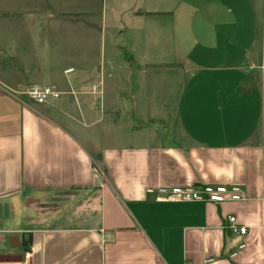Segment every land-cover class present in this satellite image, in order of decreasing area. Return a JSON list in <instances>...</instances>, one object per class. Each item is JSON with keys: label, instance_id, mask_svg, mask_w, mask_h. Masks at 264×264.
Here are the masks:
<instances>
[{"label": "crops", "instance_id": "1", "mask_svg": "<svg viewBox=\"0 0 264 264\" xmlns=\"http://www.w3.org/2000/svg\"><path fill=\"white\" fill-rule=\"evenodd\" d=\"M31 1L0 0V264H264V0ZM58 21L96 29L101 59L52 71ZM205 183L244 198L156 199ZM46 189L97 203L27 224Z\"/></svg>", "mask_w": 264, "mask_h": 264}, {"label": "rangeland", "instance_id": "2", "mask_svg": "<svg viewBox=\"0 0 264 264\" xmlns=\"http://www.w3.org/2000/svg\"><path fill=\"white\" fill-rule=\"evenodd\" d=\"M29 3L34 4L30 0L25 6H32ZM98 3L99 0H42V2H40L43 7L49 6L55 10L65 11L73 8L77 9L82 6L89 7V5L91 7H96L98 6ZM51 33L56 37V40H53L52 44L47 47L46 52L42 51V56L46 54L49 58L55 59L56 65L52 68V71L55 73H63L64 69H66L72 62H81L86 59L92 62H97L101 59L98 53V46L100 45L101 37L99 38V33L96 29L83 30L81 28H69L66 26V22L58 21L56 28H53ZM26 100H28V98ZM75 191L76 190L54 191L46 189L40 191L36 195L33 194L32 197L28 198V204L31 209H29V216L28 214L26 215L27 224L32 223L33 220H36L35 218L41 217L40 220L42 223L39 225H53V221H50L48 216L51 211L55 209L56 205H58V209L62 210L61 214H64L71 208L73 210L74 205H79L82 200L94 202L96 205L97 196H88L87 191L82 193H77ZM44 220L46 221L44 222ZM35 224L38 223L35 221ZM11 257L12 256H5L2 254L0 255V260H8L11 259Z\"/></svg>", "mask_w": 264, "mask_h": 264}, {"label": "built area", "instance_id": "3", "mask_svg": "<svg viewBox=\"0 0 264 264\" xmlns=\"http://www.w3.org/2000/svg\"><path fill=\"white\" fill-rule=\"evenodd\" d=\"M26 95L37 101L44 102L50 97H58L60 93L52 87L34 86L27 91ZM244 198L243 189L237 184L205 183L193 184L188 186H175L170 189L161 188L158 190L156 199L159 201H182V200H201L204 202L222 203L228 201H239ZM224 227L229 234L247 236L251 228L241 224L236 214L230 213L225 217ZM246 247V242H240L234 250L227 255L233 259L239 250Z\"/></svg>", "mask_w": 264, "mask_h": 264}, {"label": "water", "instance_id": "4", "mask_svg": "<svg viewBox=\"0 0 264 264\" xmlns=\"http://www.w3.org/2000/svg\"><path fill=\"white\" fill-rule=\"evenodd\" d=\"M13 238H17V236H14Z\"/></svg>", "mask_w": 264, "mask_h": 264}]
</instances>
